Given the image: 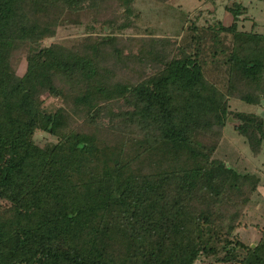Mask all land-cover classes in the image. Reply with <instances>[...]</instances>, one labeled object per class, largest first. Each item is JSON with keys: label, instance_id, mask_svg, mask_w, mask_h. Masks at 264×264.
Masks as SVG:
<instances>
[{"label": "trees", "instance_id": "1", "mask_svg": "<svg viewBox=\"0 0 264 264\" xmlns=\"http://www.w3.org/2000/svg\"><path fill=\"white\" fill-rule=\"evenodd\" d=\"M134 2L0 0V264H264V234L255 246L237 234L261 178L214 158L231 116L262 151L264 116L228 97L264 103V33L239 29L235 4L208 47L197 27L184 45L120 40L115 13ZM85 18L89 34L70 46L42 44ZM45 94L65 105L48 112ZM75 115L91 126L72 127Z\"/></svg>", "mask_w": 264, "mask_h": 264}, {"label": "rangeland", "instance_id": "2", "mask_svg": "<svg viewBox=\"0 0 264 264\" xmlns=\"http://www.w3.org/2000/svg\"><path fill=\"white\" fill-rule=\"evenodd\" d=\"M240 4L247 10L239 20L238 25L241 30H255L264 33V0H135L132 13L124 15V10L116 11L118 15V25L127 24L122 30L115 34L126 40L130 38L158 37L161 39H172L179 45L188 44L194 34L193 27L198 28V33L203 37L204 47L212 44L211 30L216 22L229 26L234 22L232 13L227 10V6ZM83 24H68L60 26L57 35L53 38H46L42 41L45 46L61 42L71 45L86 36V25L89 21L82 20ZM117 26V25H116ZM97 33L103 34L102 25L97 26ZM106 33L110 30L105 27ZM130 41H136V40ZM229 41V38H227ZM129 48H134L137 44L124 42ZM121 44V43H120ZM205 73L208 79L224 92L226 91L227 78L223 68L218 67L206 56ZM15 69L22 74L26 69L25 57L19 56L15 61ZM230 107L233 111L254 112L264 116V103L260 105H250L237 97H228ZM43 107L48 112H56L57 109L65 105L62 98L45 94L43 97ZM106 116H101L102 122ZM239 123L233 116L222 130V136L214 158L223 160L230 167L241 173L257 174L261 178V193L255 195L247 208L246 214L242 218L241 227L237 230L238 237L246 244L256 245L264 234V146L260 154H256L246 137L234 129V125ZM71 126L75 128L90 127V118L83 119L75 115L71 118ZM40 144L55 140L54 137L39 132L36 136ZM197 264H219L215 258H204ZM223 264V263H222ZM228 264V263H226Z\"/></svg>", "mask_w": 264, "mask_h": 264}]
</instances>
